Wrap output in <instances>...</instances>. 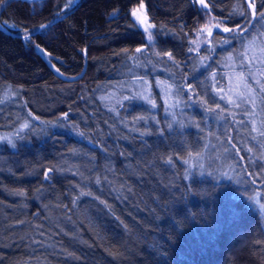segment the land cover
<instances>
[{"label":"trees","instance_id":"trees-1","mask_svg":"<svg viewBox=\"0 0 264 264\" xmlns=\"http://www.w3.org/2000/svg\"><path fill=\"white\" fill-rule=\"evenodd\" d=\"M66 3L0 0V264H264V20L144 0L141 54L140 0Z\"/></svg>","mask_w":264,"mask_h":264},{"label":"snow or ice","instance_id":"snow-or-ice-1","mask_svg":"<svg viewBox=\"0 0 264 264\" xmlns=\"http://www.w3.org/2000/svg\"><path fill=\"white\" fill-rule=\"evenodd\" d=\"M193 2L195 4H198L200 9L203 10L204 12H211V9L214 7V4H210L209 3V0H193ZM70 3H71V0H70ZM69 5H65V7H68ZM145 9V4H144V0H140V4H139V7L138 8H133L131 10V16L134 18L133 20V23H138V25H142L143 26V30L144 32L147 34L146 35V39L148 41V44L145 45L144 47H138L135 49V52L136 53H143L144 51V48L146 47H149L151 46L155 39H156V35L151 31V29L155 28L156 26L155 25H152L148 22V16H147V13L144 11ZM249 10H250V17L248 19V23H251V19L253 18H259L260 20H264V12H257V3H256V0H243V7L241 8H237L235 9L231 14L230 16H233V15H239L241 18H244L246 16H249ZM115 13H113L114 15ZM229 18H226L225 21H221L219 23H217L215 25V28L217 30L220 29V25L221 24H224V23H227ZM12 27H15V25H13ZM40 28H46L48 27V25H40L39 26ZM26 31V35L24 36V39L26 41H30L31 40V36H32V32L31 30H25ZM204 31H207V34L208 36H212V29L208 27L207 24L203 25L202 28L200 30H197L196 31V35L197 37H199L202 32ZM246 29H245V26L243 24H236L234 28H229L227 26L223 27V32L225 33H232V32H240V33H243L245 32ZM224 43H227V40H224L223 41ZM192 43L195 45V47H190L188 49V51L191 53V52H198L201 45L200 43H198L197 41H192ZM34 47H37L39 48V45H34ZM41 51H43L41 49ZM127 51V50H125ZM166 55L169 57V59H173V55L172 53H166ZM50 56V54H49ZM206 58L205 57H200V62L201 64H203L204 60ZM55 71L57 73H60V69L59 68H55ZM258 83V81H257ZM240 84H243L244 86V91H240L239 90V85ZM187 88L189 91H195V89L193 88V85L191 83L187 84ZM262 90H264V86H262ZM218 92H221L223 93V89H217ZM251 93H252V88L250 85H248L246 82H245V77H244V74L243 73H240L237 77V87L235 88V90L233 91V94L229 95V94H225L226 96V99L227 101L230 103V104H233L235 105L236 107H239V104H237V101H241V102H246L247 103H250L253 105V107H255V100L254 98L251 97ZM225 96H222V99L225 98ZM235 97V98H234ZM8 96L7 94H5V97L4 99H7ZM127 99V97L125 98ZM143 99L147 100L148 97L147 96H144ZM153 107H155V104L153 103ZM217 108L220 107V105H217L216 106ZM211 110V109H210ZM65 116H67V113L64 114ZM254 123V122H253ZM22 128H27L28 127V124L25 123V124H22L21 125ZM171 127V125H170ZM253 130L255 131V128H253ZM261 135H264V133H261ZM0 139H3V138H0ZM53 171V169H49L48 172H45L44 174V178L47 180L49 179V173ZM85 193H81V195H84ZM90 194V193H89ZM262 210H264V205H261L260 206Z\"/></svg>","mask_w":264,"mask_h":264},{"label":"rangeland","instance_id":"rangeland-1","mask_svg":"<svg viewBox=\"0 0 264 264\" xmlns=\"http://www.w3.org/2000/svg\"><path fill=\"white\" fill-rule=\"evenodd\" d=\"M75 2V0H71V3H70V0H67V3H66V5H72L73 3ZM7 26H9V27H12V24H9V23H7L6 24ZM205 33H207L206 31H204V32H202V34L199 36V37H196V39H194L195 41H197L198 43H200V45H202L205 41H206V39H205ZM147 35V34H146ZM146 37V36H145ZM193 40V41H194ZM192 43V42H191ZM191 46L194 48L195 47V45L192 43L191 44Z\"/></svg>","mask_w":264,"mask_h":264},{"label":"water","instance_id":"water-1","mask_svg":"<svg viewBox=\"0 0 264 264\" xmlns=\"http://www.w3.org/2000/svg\"><path fill=\"white\" fill-rule=\"evenodd\" d=\"M0 28H1L2 30H5V31H7V30H6V28H5V27H3L1 24H0Z\"/></svg>","mask_w":264,"mask_h":264}]
</instances>
